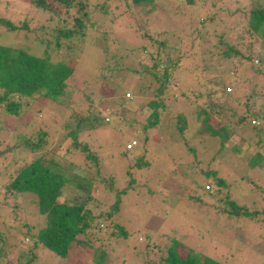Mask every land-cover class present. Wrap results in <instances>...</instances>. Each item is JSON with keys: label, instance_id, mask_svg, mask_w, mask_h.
<instances>
[{"label": "rangeland", "instance_id": "374dc122", "mask_svg": "<svg viewBox=\"0 0 264 264\" xmlns=\"http://www.w3.org/2000/svg\"><path fill=\"white\" fill-rule=\"evenodd\" d=\"M24 1L0 0V16H10L11 19L18 20L14 15L26 13L33 17L34 21L44 22L45 14H39L41 11L38 7H27ZM37 1L30 0V3L34 5ZM43 1L49 5V9L61 15H68L67 21H71L70 24L77 15L74 6L77 2L74 0H71L73 3L67 10L54 0ZM173 1H168L166 10L160 2L159 14L149 13V6H146L147 13H139L141 18L145 19L144 25L138 28L133 18L127 14L120 15L122 0H107L106 10L103 14L99 13L100 15L95 8V4L99 2L89 0L90 6L84 7L83 10L93 17L89 18L93 24L86 25L81 40L78 41L74 37L73 41L66 42L71 44L80 59L76 65L79 68L67 80V86H74L76 91L65 87L71 94L62 104H54L44 98H21L20 114L12 119H8L11 116H7L0 108V150L7 148L5 153L0 151V155H3L2 159L7 165L6 172L10 173L22 159L32 156L25 150H20L21 140L17 135L33 138L34 133L41 129L46 132L44 150H49L55 145L68 149L66 157L71 163L64 160L65 164L62 166L59 163L60 168L56 170L65 173L69 171L67 169L70 165L81 164L84 176L82 179H86L90 189H97L92 192L94 197L91 195L85 203L92 213V228L88 231L90 235L75 236L85 243L89 242L91 248L74 246L69 249L70 256L61 259L50 251L37 248L39 244L20 230L14 235V240L11 239L14 241L12 251L7 250L11 264H17L16 257L20 245L34 255L29 264H95L92 257H96L99 251L108 252L101 258L106 261L105 264H160L165 255V248L173 238L182 241L184 245L181 246L186 247H178L179 253H184L185 249L189 248L222 264H264V236H260L264 235V215L255 214L256 210L264 207V204L255 203L259 195L264 200V168L253 167V171L247 175L243 171L246 165L243 169L240 159L225 149L215 150L218 149V138H198L199 133L195 125L198 126L200 121L194 114L196 105L203 106L214 112L215 118L223 121L224 114L231 111L224 110L225 96L221 93L222 85L216 86L210 83V80L219 77L225 84L230 77H235V81H232L235 91L231 89L234 99L233 117H244L242 122L236 123L235 132L244 139L245 147L253 151L258 149L264 156V132L260 130L264 125V120L260 117V114L264 113L261 106L264 105V93L261 91L264 87V35L252 32L248 34L246 31L249 9L264 7V0H206L203 5L213 4L217 12L216 22L223 20V23H217L214 35L210 36L211 28L215 26L213 23L216 22H206L204 31L209 29L210 34L201 33L205 41L198 39L197 32L192 31L193 27L199 29L196 22L202 13L196 14L197 6L190 5L185 0L178 1L179 5L176 6L177 2ZM181 1L188 6L185 7ZM125 8L126 5L123 4L122 9ZM167 12L172 14L167 17L170 19L161 21ZM152 20L154 22L150 24L149 21ZM180 23L182 25H178ZM164 29L175 32L169 42L180 47V70L183 72L179 70L178 80L174 82L177 83L176 87L185 90L189 102L168 88H165L162 94L153 96L158 82L152 80L149 72L151 66L156 63L157 73H160L163 65L161 61L168 50L157 51L152 41L142 35L148 30L152 37H156ZM216 34H222L228 45L236 47L243 57H252V61L243 60L233 54L228 58L218 56L223 46L217 43ZM1 37L7 40H3L6 45L8 43L14 48L33 52V55H41L30 46L33 38H37L35 32L25 34L23 31L13 30L1 34ZM105 48L116 52V57L108 58L106 64L110 67L114 64L113 59H118V66L123 69L109 73L101 68L102 60L108 56L103 52ZM170 49L172 51L167 53L168 57L170 55L174 59L177 53L173 48ZM61 52H64L63 47ZM72 54L71 51L70 56ZM56 55L57 53L51 50L49 57L53 59ZM119 56L123 58L120 60ZM258 69L261 71L257 72ZM111 87L115 88L114 93ZM126 93L129 96L126 97ZM122 95L126 100H123ZM151 99L160 101L162 108L156 109L160 115L159 122L148 126V120H152L150 113L153 109L148 106ZM215 103L217 106H214ZM88 109L97 114L101 123L93 129L79 133L77 141L85 144L88 151L96 155V166L84 158L85 153L82 151L76 149L70 152L67 143L71 139L63 138L59 129L68 114ZM17 118L20 119L18 123L14 121ZM175 119L182 125L178 126V130L175 128ZM131 140H134L136 145L129 146ZM208 145L211 146L206 147ZM203 146L208 150L211 147V152L206 151ZM261 163L264 164V160ZM214 170L219 177L226 178L233 186L228 190L224 188L218 191L216 201H205L212 203L219 212L208 215L205 217L207 220L198 218L200 214L193 217L188 213H163L165 207L171 203L178 202L180 205L181 202L177 201L180 198H185L188 205L197 206L193 202L205 199L206 192L202 191V185L205 180L210 181ZM69 174L71 175V172ZM106 174H109L110 181L112 179L113 182L110 188L104 179ZM240 175L248 176L246 180L250 182L239 178ZM2 176L0 170V199ZM86 183L85 187L90 193ZM68 189L67 187L66 190ZM69 190L71 191L68 197L82 195V192L77 193L72 187ZM156 195L169 201H163ZM224 199L234 205L243 206L250 214L240 218L227 216L226 212H233L234 209L229 207ZM2 200L5 201V198ZM112 205H116L118 209L109 218L105 213ZM10 208L5 216L14 220L13 224L21 223L22 220H32L29 223H35L30 219L31 216L25 215L30 214V209L26 212L20 202L15 201ZM1 210L3 211L0 213L9 209ZM194 214L196 215L195 212ZM174 228V232L170 231ZM121 232L128 235L126 239L120 236ZM211 235L213 237L210 241Z\"/></svg>", "mask_w": 264, "mask_h": 264}, {"label": "trees", "instance_id": "16d2710c", "mask_svg": "<svg viewBox=\"0 0 264 264\" xmlns=\"http://www.w3.org/2000/svg\"><path fill=\"white\" fill-rule=\"evenodd\" d=\"M54 1L60 4L64 10H67V8L73 3L71 0ZM74 1L77 2V5H74L76 7L75 14L77 15L73 18V22L71 24V21H67L68 15H64L65 13L61 15L59 12L49 9V5L44 3L43 0H38L34 5L30 3V0H25L23 3H25L27 7L35 6L34 9L38 7L41 11L39 14H45L44 22L34 21L33 17L28 16L26 13H21L19 16L14 15L19 18L18 20L11 19L12 17L10 16H0V108L7 116H11L8 117V119L19 116L22 106V103L19 101L21 98L35 100L44 98L47 99V101L54 102V104H62L70 98L71 92L66 90L65 87H68L67 80L71 78L72 74L79 68L76 66L79 58L76 55L77 53H75L74 48H71V44L66 42H70L71 40L73 41L74 37L77 38L78 41L81 40L80 38L84 37L83 30L86 28V25L93 24V21H90L89 19L93 17L91 15L88 16L83 10L84 7L90 6L89 0ZM94 1L99 2V0ZM125 1L126 2L122 0L124 6L126 5L125 9H122L123 4L120 3V15L127 14L129 17L133 18V21L136 23L138 28L143 26L145 22V19L141 18L139 13L145 15L148 10L149 13L159 14L158 7L160 5L158 4H160V2L163 3L164 9L167 5H169V0ZM128 1L130 3H128ZM175 1L177 2L176 6H178L180 0H174L173 3ZM205 1L206 0H185L188 4L197 6L196 14L202 13L196 22V26H198L199 29L193 27L192 30L193 32H197L196 37L201 39V41H205V39L202 38L203 36L201 33L204 35L210 34L209 29H207V32L204 31L205 23L217 21V12L214 9L213 4L204 6ZM106 2L107 0H101L99 3L95 4L96 12L98 14H103L105 12ZM18 3L21 2L18 1ZM181 3L183 2L181 1ZM183 4L185 7L188 6L186 3ZM146 6H149L147 10L145 8ZM58 15H60V17ZM171 15V13L167 12L166 16L161 21L169 20L170 18L167 17H171ZM248 16L247 33H258L263 36L264 7L250 8ZM34 17L39 20L36 15H34ZM232 20L233 19H231V22ZM95 21H97V19H95ZM222 21L213 23L215 26L211 28L210 36L214 35L213 33L217 27V23H223ZM149 22H151L150 24H153L154 21L152 20ZM98 24L100 23L98 22ZM178 25H182V23ZM183 28H185V26H183ZM13 30L23 31L25 34L35 32L37 38H33L30 46L34 51L36 50L41 55H33V52L14 48L8 43L6 45L5 42L7 40L2 38L1 34L12 32ZM169 30L170 29H164V31L159 32L156 37H152L148 30H145L142 35L152 41V44L155 46L157 51L164 52L165 49V51L168 50L167 53H169L172 51L170 48H173V51L177 53L174 59H172L170 55L168 57V54L165 53V56L161 61L163 65L160 73H157L158 65L156 63L151 66L152 69L149 72V75L152 77V80L158 82V86L154 89L153 96L155 97L158 94H162V91L166 90L165 88H168V90H171L174 94L182 96L184 100L189 102V98L185 95V90L181 87L175 86L177 83L174 81L178 80L177 75H179L178 72L180 70L182 56L179 45L169 42L170 38L175 35L174 31L170 32ZM161 35H163V37ZM215 36H218L217 43H220L223 46V50L220 54H218V56L228 58L230 54H233L237 57H241L243 60L247 59L252 61V57H243L240 52H238L236 47L228 45V43L224 41L222 34H216ZM3 40H5V42H3ZM61 47L64 48V52H61ZM140 48L143 49L142 46H140ZM51 50L54 53H57L53 59L49 57ZM106 50V48L103 49V52L108 56L102 60L101 68L106 69L109 73L123 69L120 65L118 66L120 63L118 59H113L114 64L110 67L106 64L108 58H112L116 55V52ZM71 51L73 52L72 56H70ZM121 58L123 57H120V60ZM180 71L183 72V70ZM260 71V69L257 70V72ZM100 78L101 80L103 79V77ZM234 78L235 77H230L225 84L219 77L210 80V83L216 86L222 85L221 93L225 96L224 110H226V112H231L226 113V115L224 114V120L221 121L219 118H215L216 114L214 112L212 113V111L210 112L208 108L196 105L194 114L200 122L198 126L194 125L199 133L198 138L204 137L205 140H210V138L213 137H216V139L218 138V149L216 148L215 150L220 151L225 149L226 152H230L235 158L240 159V162L243 164V169L246 165V168L243 171L248 175L251 171H253V167L260 166L262 169L264 168V164L261 163V161L264 160V156L258 152V149L253 151L245 147L244 139L238 134V132H235L234 128L236 127V123L242 122L244 117H233L234 112L232 110L234 106V99L232 91H235L233 87V82L235 81ZM104 80L107 79L104 78ZM68 88L73 92L76 91L74 86L70 85ZM224 88L226 90H224ZM111 90L113 93L115 92L114 87H111ZM256 90L259 91L258 88H256ZM261 91L264 93V87ZM121 97L123 98V95ZM123 100L126 99L123 98ZM190 104H192V102H190ZM148 106L153 109L150 113L152 120H148V126H153L159 122L158 120L160 115L156 112V109L162 108V104L160 101L151 99L148 101ZM214 106H217V104L215 103ZM261 106L264 108L263 104H261ZM80 113L75 112L68 114L65 119L66 121L61 124L59 129L61 130L63 138L69 137L71 139V141L67 143L70 152L75 151L76 149L82 151V153H85L83 155L84 158L91 161L92 164L96 166V155L90 153L85 144L78 142L77 136L79 133L98 126L101 123V119L98 118L97 114L93 113L89 109L83 112L80 111ZM260 117L261 120H264V113L260 114ZM253 119L255 118L253 117ZM14 121H17L18 123L20 119L17 118L14 119ZM246 121L249 122L248 120ZM174 123L176 124L175 128L178 130V126L181 125V122H177L176 120ZM252 126L253 125H250V127ZM260 130L261 132H264V125ZM45 136L46 132L41 129H38L34 133L33 138H25V136L21 134L17 135V138L21 140L20 150H25L27 153L32 154V156L22 159L19 165L14 167L10 173L6 172L7 165H5V161L2 159L3 155H0V170L3 175L1 180V182H3V186L1 191L2 198L0 199V212L3 211L1 209H9L0 213V264H11L10 259L8 258L10 255L9 251L11 252V247L14 246V241H11V239L14 240V235L16 236V232H20V230H23L24 234L29 235L33 238L32 240L39 244L37 248L50 251L52 254L61 259L68 258L70 256L69 249L74 246L91 248V244L89 242L85 243L81 238L76 239L75 236L79 235V237H82L90 235L88 231L92 228V213L90 209L86 207L85 203L91 195L94 197V194H92L94 189L92 187L90 189L88 184L85 182L86 179H82L84 177L82 176L83 165H70L67 169L69 171H66L65 173L56 170L60 168V164L63 166L65 161L71 163V161L66 157L68 149L67 147L64 148L59 145H55L49 150H44L46 142ZM13 146L16 145L13 144ZM209 146L211 145L206 147ZM203 147L206 151L211 152L210 150H212L211 147L210 150H208L205 146ZM5 149L7 148L0 151H4L5 153ZM64 149H66V151ZM248 166H250V168H248ZM69 172H71V175ZM108 175L109 174H106L104 179H106L107 186L110 188L113 182L112 179L110 181ZM5 177L6 179H4ZM246 177L248 176H239V178H243L245 181L250 182L249 180H246ZM78 178L81 180H77ZM75 180L77 181L75 182ZM85 183L91 190L90 193L85 187ZM67 187L69 189L72 187V189H75L77 193L82 192V195L79 194L77 197H73L76 195H70L71 197H68V193L71 190H66ZM224 188L228 190L233 188V186L232 184H229L226 178L219 177L217 171L214 170L212 171L210 181L205 180L202 185V191L206 192L204 197L205 199L199 200L204 202L216 201L217 192ZM257 194H259V192ZM3 198H5V201L2 200ZM198 198L199 197H197V199ZM15 201L20 202L26 209V212H29L30 209V214L25 215L31 216L30 219H33L35 223H29L32 220H22L21 223L13 224L12 221L14 220L5 216L6 213H9L8 211H10V207ZM224 201L229 207L234 209L233 212H226L227 216L240 218V216L245 217L250 214L243 206L234 205V203L226 201V199H224ZM255 203L256 205L264 204V200L263 198L261 199L259 195L257 196ZM210 204L214 210L212 214H215L218 210H216V207L212 203ZM114 207L116 206L112 205L110 210L105 214L111 217L110 215H112L113 211L116 210ZM260 208L263 210H256L255 214L262 213L264 215V207ZM199 214L198 218L207 220L205 217H207L208 214H205L204 212ZM224 222L228 225L230 224L228 221ZM235 223L236 222L234 221V224ZM121 233L122 235L119 233L121 237L126 236L125 232ZM260 236L263 237L264 235ZM36 243H34V245H36ZM233 243L237 244L235 241H233ZM15 244L18 245L16 242ZM178 246H180L179 241L174 238L171 239L170 244L165 248V255L161 258L162 261L160 264H222L210 257L193 252L191 249H186L187 251L184 253H179V251H177ZM19 248L20 249L16 257L17 264H29V262L33 261L34 255L30 250L25 251V248L21 245ZM8 249L9 251H7ZM104 252L102 253V251H99L96 254V257H92L95 264L106 263V261L101 260V258L108 253L106 251Z\"/></svg>", "mask_w": 264, "mask_h": 264}, {"label": "crops", "instance_id": "0c3cea01", "mask_svg": "<svg viewBox=\"0 0 264 264\" xmlns=\"http://www.w3.org/2000/svg\"><path fill=\"white\" fill-rule=\"evenodd\" d=\"M92 188L94 189V187H92ZM96 190L94 189V191H96ZM120 192L123 193L122 191H120ZM156 197L159 198V199H161V200H163V201H169L165 197H163V199H162L160 197V195H156ZM177 201L181 202V204L180 205L177 204L178 202H176V204L175 203H171V204H169L168 206L165 207V210L163 211V213H165L166 215H172L173 212L176 213V214L188 213V214H190V215H192L194 217V216H197L199 213H202V212H204L205 214H208V215H212V212L214 211L210 203H207V202H204V201H201V200H198L196 202H193L194 204H197V206L196 205H188V204H186L185 198H180L179 200L177 199ZM114 209H116V212H117V209L118 208L114 207ZM192 210H194V212L196 213V215L194 214V212ZM110 216H112V215H110ZM119 227L122 228L120 225H119ZM170 231L174 232L175 231V228L174 229H171ZM127 236L128 235H126L124 238L126 239ZM185 236H187V235H185ZM200 236L205 237V235H200ZM212 237H213V235H211L210 241L212 240ZM138 239H140V238H138ZM138 241H140V240H138ZM207 241H208V239H207ZM179 245L180 246H178V247L181 248L182 247L181 245H184V244H182V241H179ZM211 245H212V243H211ZM187 249H189V248H187ZM185 251H186V249H185ZM208 251L211 252V250H208Z\"/></svg>", "mask_w": 264, "mask_h": 264}, {"label": "clouds", "instance_id": "9594fccd", "mask_svg": "<svg viewBox=\"0 0 264 264\" xmlns=\"http://www.w3.org/2000/svg\"><path fill=\"white\" fill-rule=\"evenodd\" d=\"M125 96H129V95H127V93H126ZM132 141L134 142L133 144H131ZM134 145H136V142H135L134 140H131V141L129 142V146H134Z\"/></svg>", "mask_w": 264, "mask_h": 264}, {"label": "built area", "instance_id": "2783aa9c", "mask_svg": "<svg viewBox=\"0 0 264 264\" xmlns=\"http://www.w3.org/2000/svg\"><path fill=\"white\" fill-rule=\"evenodd\" d=\"M134 142L132 141L131 144H133Z\"/></svg>", "mask_w": 264, "mask_h": 264}]
</instances>
